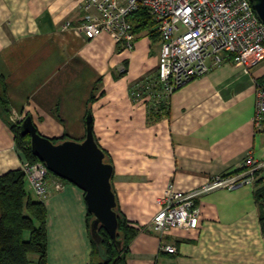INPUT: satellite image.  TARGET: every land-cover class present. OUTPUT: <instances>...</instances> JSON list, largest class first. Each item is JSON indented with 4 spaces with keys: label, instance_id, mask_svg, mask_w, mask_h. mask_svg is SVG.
<instances>
[{
    "label": "crops",
    "instance_id": "1",
    "mask_svg": "<svg viewBox=\"0 0 264 264\" xmlns=\"http://www.w3.org/2000/svg\"><path fill=\"white\" fill-rule=\"evenodd\" d=\"M87 0H0V76L9 119L30 116L51 139L81 140L90 115L92 133L112 165L116 209L135 233L121 243L123 264H264V236L253 184L218 188L195 203V228L163 232L146 225L164 189L186 192L212 175L233 171L251 152L264 160V130L252 115L256 81L264 61L249 70L230 59L211 65L177 87L165 112L130 97V87L155 71L159 34L150 16L133 15L131 47L102 31L92 38L79 28L97 14ZM26 160L14 132L0 116V174ZM46 210L45 264H89L92 242L84 191L64 181L38 197ZM161 245H174L167 252ZM35 257H32V260ZM34 264V263H32Z\"/></svg>",
    "mask_w": 264,
    "mask_h": 264
},
{
    "label": "built area",
    "instance_id": "2",
    "mask_svg": "<svg viewBox=\"0 0 264 264\" xmlns=\"http://www.w3.org/2000/svg\"><path fill=\"white\" fill-rule=\"evenodd\" d=\"M96 15L87 16L80 29L88 38L102 31L113 40L131 47L134 38L132 16L140 9L153 20L159 34L158 62L154 72L130 87V97L147 101L158 112H165L172 92L192 77L201 75L211 65L230 59L249 70L264 59V22L257 16L250 0H87ZM212 58V64L206 60ZM252 122L255 131L264 130V83L256 81ZM24 179L38 197L50 188L60 189L64 179L50 172L40 161L27 159L20 167ZM264 160L249 152L236 169L212 175L199 187L182 192L167 187L156 199L158 209L146 225L163 232L170 227L195 228L199 207L195 200L218 188L253 184ZM175 252L174 245H161Z\"/></svg>",
    "mask_w": 264,
    "mask_h": 264
},
{
    "label": "trees",
    "instance_id": "3",
    "mask_svg": "<svg viewBox=\"0 0 264 264\" xmlns=\"http://www.w3.org/2000/svg\"><path fill=\"white\" fill-rule=\"evenodd\" d=\"M135 14L149 16L143 9ZM258 81L264 83V78ZM9 115L10 107L5 92V82L0 76V116L14 132L16 146L26 159L30 162L39 160L31 153L28 135L20 132V121L12 122ZM67 138L69 137L64 135L60 139L52 140L55 142ZM25 185L20 168L0 174V264H45L46 261V210L41 200L31 197ZM255 194L259 201V226L264 236V184L255 190ZM115 211L118 221L116 236L120 240V245L117 246L106 231L100 228L98 231L101 235L100 246L103 248V257L100 256L91 239L92 251L89 264H123L121 243L125 244L132 238L135 228L129 226L127 221L119 216L116 208ZM88 216L91 219L89 212ZM95 253L97 257L94 260ZM33 256L35 259L32 260Z\"/></svg>",
    "mask_w": 264,
    "mask_h": 264
},
{
    "label": "water",
    "instance_id": "4",
    "mask_svg": "<svg viewBox=\"0 0 264 264\" xmlns=\"http://www.w3.org/2000/svg\"><path fill=\"white\" fill-rule=\"evenodd\" d=\"M257 16L264 22V0H250ZM86 131L81 140L62 139L53 141L39 134L26 115L19 123L21 134L28 135L31 153L42 161L46 168L56 176L73 183L84 191L89 220V235L98 252L103 257L100 246L102 228L114 243L117 239L116 201L111 187L112 165L105 161L103 150L98 146L92 133L90 115L85 119Z\"/></svg>",
    "mask_w": 264,
    "mask_h": 264
},
{
    "label": "rangeland",
    "instance_id": "5",
    "mask_svg": "<svg viewBox=\"0 0 264 264\" xmlns=\"http://www.w3.org/2000/svg\"><path fill=\"white\" fill-rule=\"evenodd\" d=\"M263 61H264V59H263ZM95 257H97L96 253L94 254V260H95Z\"/></svg>",
    "mask_w": 264,
    "mask_h": 264
}]
</instances>
